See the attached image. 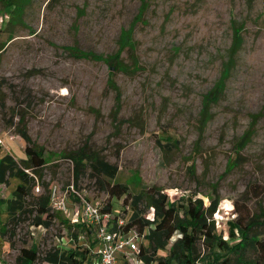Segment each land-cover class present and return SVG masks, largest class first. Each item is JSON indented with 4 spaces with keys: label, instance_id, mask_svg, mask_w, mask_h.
Returning <instances> with one entry per match:
<instances>
[{
    "label": "rangeland",
    "instance_id": "rangeland-1",
    "mask_svg": "<svg viewBox=\"0 0 264 264\" xmlns=\"http://www.w3.org/2000/svg\"><path fill=\"white\" fill-rule=\"evenodd\" d=\"M146 3L142 10V0H30L15 23L13 8L0 0V159L26 157L24 131L48 160L35 177L40 190L32 188L12 222L7 200L20 179L0 183L5 264H21L22 248L37 250L31 264H58L44 260L57 247L80 260L88 250L85 264H96L101 242L83 223L64 220L67 212L50 210L48 225L34 223L36 197L52 185L73 183L129 218L120 203L126 194L110 197L88 162L76 169L70 156L82 151L118 168L110 180L128 185L130 203L156 188L181 218L202 217L229 242L222 249L202 237L192 252L176 234L159 253L169 264H264L253 243L237 244L242 234L230 224L242 211L255 223L250 236L264 238V0ZM125 35L141 67L122 52L114 70L105 59L118 55ZM222 73L224 94L201 118L204 96Z\"/></svg>",
    "mask_w": 264,
    "mask_h": 264
},
{
    "label": "trees",
    "instance_id": "trees-1",
    "mask_svg": "<svg viewBox=\"0 0 264 264\" xmlns=\"http://www.w3.org/2000/svg\"><path fill=\"white\" fill-rule=\"evenodd\" d=\"M30 0H6L7 7L13 8V16L15 23L20 22L21 15L23 14L25 7ZM142 10L146 6V0H142ZM128 34L129 31H124ZM75 50L76 47H73ZM127 52L128 58L131 61V65L141 67L139 57L135 53L133 40L130 35L119 37L118 40V55L114 58L107 56L105 60L109 61V65L112 69L117 70L122 64L121 53ZM85 58L95 59L93 51H84ZM120 59V60H119ZM229 67L228 69H230ZM221 79L216 85L204 96L203 110L200 113L201 118L211 115L212 104L218 102L220 97L224 94L225 90V77L223 73ZM255 116H258L256 114ZM249 134V132H248ZM22 136L29 143L25 147V156L20 161L16 160L11 154H6L0 159V183H6L11 176H16L20 179V182L16 186L14 196L7 200V210L10 221L15 220L16 214H20L26 206L27 197L30 196L32 188L36 186L35 177L39 174L44 167L48 164L45 152L39 149L36 145H30L31 137L27 132L22 131ZM250 136V134H249ZM70 158L74 162L76 169L79 166L86 165L88 162L89 167L92 169L93 176L98 180L102 189H107L110 197L122 198L120 202L124 208V211L130 210L132 213L127 219L125 229L132 227L137 228L139 231H144L145 228H149L147 233V242L141 244V256L145 264H152L153 261H158V264H169L168 256L159 255L161 251L166 250L167 244L176 235L181 234L175 242L185 247L188 251H194L198 241L204 237V242H211L222 249H226L229 246L228 241H223L221 234L216 233L214 225H208L205 219L202 217H187L181 218L179 215V206L177 204L171 205L169 199L165 194H162L156 188L151 191L140 193V195L134 196L130 203L129 188L126 184L111 182L117 173L118 168L111 164L106 159L102 158L99 154L92 152L77 153L71 155ZM31 170L32 173H28L26 170ZM37 198V212L34 223L36 225H48L53 218V214L50 212V198L48 194H41ZM145 202V209L140 207V202ZM131 205V206H130ZM211 208V213L215 208ZM129 207V209H128ZM105 210L113 211V201H108L104 206ZM186 222V223H185ZM231 226L239 229L241 235L239 244L244 241L247 244L253 243L260 252V258L264 263V238H259L258 235L253 234L250 236V231L255 225L252 216H246L240 211V215L237 219L230 222ZM80 224H78L79 226ZM0 233H6V226L0 228ZM22 263L31 264L38 259L37 250L34 248H22ZM77 251L73 249H65L57 247L54 251H49L44 260L48 263L58 264H85V259L89 256V251H79L83 253V258L80 260L77 256ZM173 253V252H172ZM182 254H180L181 256ZM188 260V258H186ZM221 264H230V260L222 258Z\"/></svg>",
    "mask_w": 264,
    "mask_h": 264
},
{
    "label": "built area",
    "instance_id": "built-area-1",
    "mask_svg": "<svg viewBox=\"0 0 264 264\" xmlns=\"http://www.w3.org/2000/svg\"><path fill=\"white\" fill-rule=\"evenodd\" d=\"M0 143H3L1 139ZM35 189L39 191L40 185L36 184ZM49 198L53 213L67 212L69 220L83 223L88 230L95 232L101 242L96 264H145L141 244L146 242L149 228L144 231L135 227L126 230L127 213L114 214L105 210L100 200L81 195L73 183L65 190L58 184L52 185ZM0 264H5L1 258Z\"/></svg>",
    "mask_w": 264,
    "mask_h": 264
},
{
    "label": "crops",
    "instance_id": "crops-1",
    "mask_svg": "<svg viewBox=\"0 0 264 264\" xmlns=\"http://www.w3.org/2000/svg\"><path fill=\"white\" fill-rule=\"evenodd\" d=\"M6 195V194H5ZM1 198H4V196L2 195ZM72 205V204H71ZM65 219H68L69 220V215L68 216H62Z\"/></svg>",
    "mask_w": 264,
    "mask_h": 264
}]
</instances>
